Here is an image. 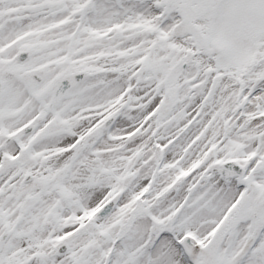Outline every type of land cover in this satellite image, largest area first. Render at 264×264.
I'll return each instance as SVG.
<instances>
[{
    "label": "snow or ice",
    "instance_id": "obj_1",
    "mask_svg": "<svg viewBox=\"0 0 264 264\" xmlns=\"http://www.w3.org/2000/svg\"><path fill=\"white\" fill-rule=\"evenodd\" d=\"M0 264H264V0H0Z\"/></svg>",
    "mask_w": 264,
    "mask_h": 264
}]
</instances>
